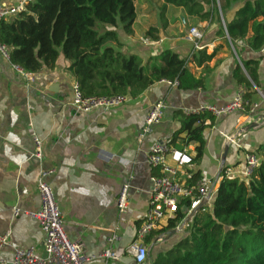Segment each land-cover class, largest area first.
I'll list each match as a JSON object with an SVG mask.
<instances>
[{"label": "crops", "instance_id": "0c3cea01", "mask_svg": "<svg viewBox=\"0 0 264 264\" xmlns=\"http://www.w3.org/2000/svg\"><path fill=\"white\" fill-rule=\"evenodd\" d=\"M19 1L0 0V5L12 6ZM138 1L133 33H126L120 22L110 29L117 32L125 53L137 54L145 62L166 49L190 55L196 47L187 35L196 26L203 33L200 44L208 53L223 44L217 35V22L201 21L182 8V12H158L165 17L163 22L159 17L153 19V12H149L151 0H145L141 10ZM158 1L162 5V0ZM232 53L223 44L210 62L213 69L203 88L185 91L161 80L125 103L81 113L73 105L76 79L64 56L54 69L33 73L30 80L0 50V234L10 235V244L0 249V260L12 259L15 248L20 247H33L44 254L46 235L33 217L40 208L37 181L42 169L55 168L48 180L70 239L84 241L89 253L111 248L118 256L99 258L92 264H138L126 247L137 239L138 227L150 209L156 168L147 162L148 153L156 142L167 143L180 127L177 111L190 112L205 104L223 106L232 101L242 88L233 76L238 63L244 69L242 58L261 59L260 85L252 101L257 107L215 115L206 130L200 165L188 163V156L195 155V143L186 147V155L170 151L166 163L177 169V178L185 183L193 171L217 179L225 167L228 171L242 169L248 151L264 160V48L245 49L239 55L233 47ZM190 65L200 75L202 68ZM160 100L164 103L160 122L139 141L150 111ZM34 131L44 140L42 159L31 156ZM226 136L233 137L239 146L230 144ZM127 182L131 184L128 208L121 213L117 200ZM218 187L219 183L217 191ZM16 207L21 211L15 216ZM167 223V218L162 219L157 230ZM114 231L117 239L111 243ZM187 232L172 229L150 234L145 239L148 260L142 264H153L160 252L169 250Z\"/></svg>", "mask_w": 264, "mask_h": 264}, {"label": "trees", "instance_id": "16d2710c", "mask_svg": "<svg viewBox=\"0 0 264 264\" xmlns=\"http://www.w3.org/2000/svg\"><path fill=\"white\" fill-rule=\"evenodd\" d=\"M136 1L35 0L18 14L0 20V45L7 48L12 64L32 74L54 69L64 56L85 97L131 99L161 80L185 91L203 88L213 69L210 62L223 44L231 54L234 47L239 55L245 49L264 48V0H162L163 12L173 5L201 21L217 22V35L223 44L212 53L206 47L195 48L187 56L166 49L145 62L137 54L122 51L117 32L102 26H117L120 22L126 33H133ZM233 10L234 16L228 19ZM242 63L245 70L238 63L233 76L245 89V98L252 102L260 85L261 59L242 58ZM190 64L202 68L200 75L192 71ZM175 114L180 127L167 142L170 151L186 155V147L195 143V155L188 156V163L200 165L206 130L215 115L182 110ZM155 171V176L162 175L160 168ZM226 171L225 167L220 173L211 210L199 209L193 215L189 233L169 250L160 252L153 264H264V160L248 180L228 176ZM202 178L200 171H193L184 184L195 186ZM190 203V198L184 199L176 218L151 234L174 229L185 217L183 208Z\"/></svg>", "mask_w": 264, "mask_h": 264}, {"label": "built area", "instance_id": "2783aa9c", "mask_svg": "<svg viewBox=\"0 0 264 264\" xmlns=\"http://www.w3.org/2000/svg\"><path fill=\"white\" fill-rule=\"evenodd\" d=\"M35 0H20L18 4L12 6L0 5V20L9 19L13 15L25 10L29 3ZM203 37L202 31L196 27L190 28L187 38L195 43L197 49H202L204 46L200 44ZM0 50L9 58L7 48L0 45ZM18 70L24 73L28 79L32 80V73H28L16 66ZM169 83H173L170 82ZM175 84V83H173ZM74 99L73 105L81 112L86 113L96 108H110L120 105L129 100L125 96H103V97H85L77 82L73 86ZM257 104L250 102L245 98V89L240 88L235 97L229 103L223 106L205 104L190 112L198 113L208 111L214 115L223 113H231L242 110H254ZM164 103L158 101L150 111L146 124L142 127L139 134V141L152 131L154 124L160 122L163 116ZM34 141V150L31 156L42 159L43 157V138L32 133ZM230 144L239 146L231 136H226ZM170 148L166 142H156L147 156L149 165L155 168H160L162 175L152 177V188L150 191V209L145 216L144 222L138 227L137 239L126 247V252L131 254L138 264H142L148 260L149 249L145 243V238L160 226L162 219L176 218V213L180 211V204L186 198L191 199L190 206L184 207L183 212L185 217L178 221L174 230L188 231L191 226L193 215L192 211L199 205L205 210H210L214 198L217 193V185L220 183V178L203 177L197 185L187 186L177 178V169L169 166L166 163V155L170 152ZM176 152L175 150H172ZM261 159L255 152L248 151L244 157V166L240 170L226 171L228 176H237L248 180L252 172L260 165ZM56 171L55 168L42 169L38 176L37 188L40 197V208L33 214V217L38 221L41 230L45 233L44 254L41 255L34 250L33 247L15 248L13 258L10 260L1 259L0 264H92L99 258H114L118 256L111 248H107L99 253H89L86 250V244L81 240H72L68 236L64 223L63 213L56 200L53 187L48 180V177ZM131 184H124L122 191L117 200V206L121 213L126 212L129 201V188ZM20 208H14V215L20 213ZM117 239V231L109 238L113 243ZM10 244V235L0 234V249ZM105 264V263H102Z\"/></svg>", "mask_w": 264, "mask_h": 264}, {"label": "rangeland", "instance_id": "374dc122", "mask_svg": "<svg viewBox=\"0 0 264 264\" xmlns=\"http://www.w3.org/2000/svg\"><path fill=\"white\" fill-rule=\"evenodd\" d=\"M144 1L145 0H139L138 1L140 10L143 7L142 4H143ZM149 7H150V9H149L150 11L149 12H153V14H152L154 16L153 19H157L159 17V19H161L163 22L166 21V19H165V17L163 15H162V17L159 16L158 12H163V10H162L160 2L158 0H151L149 2ZM166 12H182V10L180 8L176 7V6L169 5V8L166 10ZM181 20L183 21L182 17L180 18V23L182 22ZM102 26H103V29H108V30L112 29L111 25L104 24ZM196 28H198L200 30L199 27L196 26Z\"/></svg>", "mask_w": 264, "mask_h": 264}, {"label": "water", "instance_id": "95a60500", "mask_svg": "<svg viewBox=\"0 0 264 264\" xmlns=\"http://www.w3.org/2000/svg\"><path fill=\"white\" fill-rule=\"evenodd\" d=\"M201 205L197 206L193 211H192V215H194L199 209H201Z\"/></svg>", "mask_w": 264, "mask_h": 264}]
</instances>
